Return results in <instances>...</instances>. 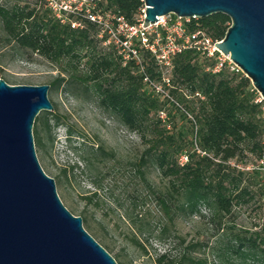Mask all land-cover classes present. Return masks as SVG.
<instances>
[{
	"label": "trees",
	"instance_id": "16d2710c",
	"mask_svg": "<svg viewBox=\"0 0 264 264\" xmlns=\"http://www.w3.org/2000/svg\"><path fill=\"white\" fill-rule=\"evenodd\" d=\"M105 2L98 3L104 11L114 10L131 23L143 6L142 0ZM74 19L82 20L83 27L61 23L45 0L1 1L0 72L9 55H36L58 70L50 87L66 83L92 94L101 110L140 137V154L127 162L135 181L130 179L124 194L108 202L126 224L129 243L143 257L149 255L145 241L162 243L166 248L156 254L155 264H212L206 249L220 261L264 264V229L245 230L235 220L239 209L264 197V174L247 169L264 155L262 104L255 102L257 91L250 79L229 69L213 73L216 58L186 51L173 61L168 88L182 109L148 87L146 78L162 83L149 52L141 50V62L129 60L124 66L113 47L102 45L94 23L81 16ZM230 25L223 14L188 23L191 30H202L214 40H222ZM169 107L181 113L186 126L160 117ZM54 121L59 125L61 117L55 115ZM67 131L68 147L79 160L61 165L57 177L65 188H75L81 176L95 187L80 194L84 201L80 214L88 223L89 208L105 203L98 191L106 175L118 169L117 158L103 143L82 139L73 145V130ZM36 140L47 155L54 143L48 118L42 120L41 130L36 129ZM183 155L188 156L186 163L180 162ZM251 159L255 164L249 163ZM152 168L159 181L149 175ZM149 203L157 209L155 217L146 208ZM193 218L209 226L207 238L199 234L189 239L179 230L180 221Z\"/></svg>",
	"mask_w": 264,
	"mask_h": 264
},
{
	"label": "water",
	"instance_id": "95a60500",
	"mask_svg": "<svg viewBox=\"0 0 264 264\" xmlns=\"http://www.w3.org/2000/svg\"><path fill=\"white\" fill-rule=\"evenodd\" d=\"M143 1L144 27L169 14L229 17L231 25L216 47L264 98V0ZM49 89L0 79V264H118L82 218L64 206L38 160L33 126L42 111H54Z\"/></svg>",
	"mask_w": 264,
	"mask_h": 264
},
{
	"label": "rangeland",
	"instance_id": "374dc122",
	"mask_svg": "<svg viewBox=\"0 0 264 264\" xmlns=\"http://www.w3.org/2000/svg\"><path fill=\"white\" fill-rule=\"evenodd\" d=\"M3 0H0V2ZM101 2V1H99ZM97 2V3H99ZM104 5L106 2L104 0ZM103 45V44H102ZM3 71L0 72V79L5 80L10 85H49L58 76V70L46 60L28 53H20L15 56H7L2 60ZM258 96V94H257ZM48 98L54 106V111H42L36 118L33 126L35 149L40 165L48 176L53 178L56 183L57 193L64 206L77 217L83 220L86 231L92 235L115 258L118 264H155L153 259L157 253H163L165 246L150 239L145 241L148 257H143L127 239V226L119 218L116 208L108 203L124 194L127 183L130 179L135 181L134 172L128 166V160H133L142 150L140 137L134 132L129 131L122 124L117 122L111 115L101 110L97 105V100L92 94H86L81 89H71L66 83L59 88L50 87ZM166 120L175 122L178 127L183 128L187 122L181 118V113L169 107ZM61 117V123L55 124L54 116ZM48 118L52 127L53 146L49 148V153H43L42 148L36 140V129L41 130L42 120ZM68 128L73 130V145H79L82 139L90 143H103L107 148L114 150L117 158L118 169L106 175L103 181V189L98 191L99 196L105 200L103 206L99 208H89L88 223L85 216L81 215L84 208V201L80 194L95 191V187L85 176L79 178V185L75 188H65L58 180V171L61 165L67 161L78 162L76 153L69 149L67 139ZM83 134L80 136L79 134ZM249 163L255 164V159ZM251 166V165H250ZM152 180L159 181L157 172L152 168L149 171ZM152 217L156 216V207L149 203L146 207ZM205 213V212H204ZM107 214V216H105ZM236 222L245 230L264 229V197H257L255 202L239 209ZM89 224V226H88ZM105 228V230H104ZM178 228L189 239L200 234L201 237L209 236L211 230L205 222L197 218L180 221ZM209 261L212 264H232L227 259L219 260L216 254L206 249Z\"/></svg>",
	"mask_w": 264,
	"mask_h": 264
},
{
	"label": "built area",
	"instance_id": "2783aa9c",
	"mask_svg": "<svg viewBox=\"0 0 264 264\" xmlns=\"http://www.w3.org/2000/svg\"><path fill=\"white\" fill-rule=\"evenodd\" d=\"M143 6L134 23L129 22L123 15L114 10L104 11L97 2L87 0H45L46 7L61 23L71 24L72 28H82V20L75 17H83L98 27V37L102 40L104 47H113L125 66L129 60L141 62V50L149 52L155 59L161 72L162 83H156L149 78L148 87L156 94L170 100L172 103L181 105L170 95L168 88L171 86V75L173 61L176 56L192 51L202 57L216 58L213 73H219L223 69L243 74L241 68L235 64L230 56L224 55L217 47L222 40H214L202 30H191L188 23L192 19L182 18L174 14L158 17L159 21L144 27L145 10ZM256 103L262 104L264 117V98L257 92ZM182 108V107H181ZM183 109V108H182ZM160 117L166 120V111L160 112ZM188 116L191 115L188 113ZM264 141V132H263ZM188 156L180 158L181 163H186ZM264 174V155L255 166Z\"/></svg>",
	"mask_w": 264,
	"mask_h": 264
}]
</instances>
